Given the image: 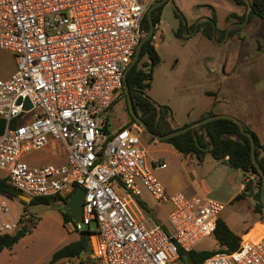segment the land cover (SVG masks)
Wrapping results in <instances>:
<instances>
[{"label": "built area", "instance_id": "1", "mask_svg": "<svg viewBox=\"0 0 264 264\" xmlns=\"http://www.w3.org/2000/svg\"><path fill=\"white\" fill-rule=\"evenodd\" d=\"M147 9L146 0H0V48L16 60L14 72L0 78V170L7 184L30 199L70 197L82 186V219L75 229L97 225L91 250L63 258V264L86 258L179 264L178 247L196 248L213 235L224 208L210 197L168 192L148 164L142 127L133 123L109 132L102 118L112 92L124 88V71L145 35ZM25 98L29 109L23 108ZM56 143L63 162L25 159ZM143 190L159 204H171L169 226L147 213L141 200L131 209ZM26 218L15 198L0 191V236L21 229ZM263 226L250 227L234 250L217 251L199 264H264Z\"/></svg>", "mask_w": 264, "mask_h": 264}, {"label": "rangeland", "instance_id": "2", "mask_svg": "<svg viewBox=\"0 0 264 264\" xmlns=\"http://www.w3.org/2000/svg\"><path fill=\"white\" fill-rule=\"evenodd\" d=\"M146 1L149 7L158 0ZM210 6L216 12L217 28L226 31L221 42L210 40L200 32L188 39L174 35L179 23L175 17L176 7L191 22H201L206 18L203 16L211 15ZM247 12V6L237 5L233 0H167L164 4L161 20L155 26L152 37L160 62L154 67L151 86L146 92L157 105L170 107L172 115L168 121L175 128L201 119L209 112L236 117L239 105L237 95L244 88L246 96L254 100V104L249 107L250 119L244 118V122L264 143V125L255 118L257 90H264V19L256 16L250 22L239 23L238 15ZM235 28L236 33L228 36L227 32ZM136 62L138 68L147 69L146 55L141 57L140 54ZM15 67L13 53L0 48V78H8ZM208 70L215 74V79L213 73L209 76ZM225 75H232L233 78L226 79ZM119 93V90L112 92L111 98L115 101H111L110 108L102 114V118L108 122L109 132L131 122L126 100ZM140 140L146 149L148 164L168 192L206 196L220 201L224 204L220 217L240 236L254 223L257 227L263 226L258 223H264V216L255 210V194L259 185L257 175L244 174L240 169L216 160L209 153L203 160H198L194 155H183L170 143L150 138L144 130ZM25 159L38 165L61 163L64 161V152L56 143L53 147L31 153ZM155 163H165L166 166L161 168ZM5 174L6 171L0 170V178ZM116 191L125 202L129 199L123 189ZM140 200L145 201L153 218L169 226L167 214L172 208L169 202L159 204L150 193L143 190L140 197L130 201L132 210L136 211ZM15 201L27 215L28 222L22 225L26 233L11 248H4L0 252V264H63V258L51 263L53 252L80 235V231L75 229L76 220H63L62 213L67 210L65 202L56 198L49 204L24 206L17 198ZM96 226L92 221L90 230L94 232ZM82 227V230L89 228L85 224ZM258 230L261 233L263 229ZM92 233L93 244L95 237ZM217 247L219 245L213 235L202 238L196 244L199 250ZM82 264L102 263L86 258Z\"/></svg>", "mask_w": 264, "mask_h": 264}, {"label": "trees", "instance_id": "3", "mask_svg": "<svg viewBox=\"0 0 264 264\" xmlns=\"http://www.w3.org/2000/svg\"><path fill=\"white\" fill-rule=\"evenodd\" d=\"M237 5L247 6L248 12L238 15V22L243 24L250 22L254 17H260L264 19V0H233ZM167 2V1H166ZM157 6L152 11V19L156 26L162 15L163 6L166 3ZM211 15L206 17L201 22L189 23L183 12L176 7L175 17L178 18L179 23L174 30V35L181 39H188L192 34L200 32L203 36L210 40H218L221 42L226 36L225 30H219L217 28V17L215 9L210 6ZM142 27L144 28L145 35L149 30V21L147 12L144 15L142 21ZM237 31V28L227 32L228 36H232ZM152 37L146 40L142 46L141 57L146 55L148 57L147 69L145 67L138 68L137 62H135L127 73V86L129 89L130 97L136 113L146 123L148 128L156 134H166L175 129L170 125L168 119L172 115V111L167 105H157L155 101L147 94V90L151 86L154 67L160 62V55L157 49L152 43ZM122 95L126 100V92L123 88L119 95ZM115 100H113L114 102ZM112 102V103H113ZM127 104V101H126ZM111 106V104H110ZM109 106V108H110ZM128 109V106H127ZM131 122L128 125L121 127H127L133 123H137L129 112ZM209 112L206 116L212 115ZM205 116V117H206ZM203 118V117H202ZM3 123H0V128ZM138 124V123H137ZM187 125V124H185ZM183 125V126H185ZM244 125L246 131L250 132L255 141V155L261 168L264 170V143L261 142L258 134L250 129L247 125ZM180 128V127H179ZM155 139L153 137H150ZM170 143L178 152L183 155H194L198 160H203L206 153H210L216 160L226 163L231 168L240 169L244 174L252 173L259 177L258 191L255 194L257 203L255 205L256 212L264 216V207L260 199L261 192V177L257 172L255 166L251 160V149L249 137L242 133L239 126L234 121L227 118H218L201 125L195 126L184 133L172 136L170 138L161 139ZM249 186V185H247ZM0 191L8 193L13 198H17L24 206L38 203L49 204L56 198L61 199L67 205V201L70 197H35L31 198L27 203L18 198L20 192L6 183L4 177L0 178ZM140 205L147 210L145 203L140 202ZM25 211V210H24ZM64 222L74 221L68 207L66 212L62 213ZM29 220V219H27ZM31 221V220H30ZM28 222V221H27ZM91 231L81 230L77 239L65 244L61 248L55 250L52 254L51 263L66 257H71L81 252H88L91 250ZM26 233L25 228L21 227L13 234H6L0 236V252L4 248H11L15 243L19 241ZM213 237L216 240L219 247L213 249H196L185 250L182 247H178L179 264H199L203 259L217 251H231L237 248L241 236L236 234L221 217L217 220V225L213 233Z\"/></svg>", "mask_w": 264, "mask_h": 264}, {"label": "water", "instance_id": "4", "mask_svg": "<svg viewBox=\"0 0 264 264\" xmlns=\"http://www.w3.org/2000/svg\"><path fill=\"white\" fill-rule=\"evenodd\" d=\"M167 0H158L155 3L151 4L148 9H147V17H148V21H149V30L147 32V34L140 40L135 55L133 57V60L131 61V63L127 66V68L124 71V75H123V80H124V89L126 92V101H127V106L129 109L130 114L132 115L133 119L142 127V129L146 132L147 135H149L150 137H153L155 139L161 140V139H166V138H170L172 136L181 134L186 132L187 130L201 125L203 123H206L208 121L214 120V119H218V118H227L230 119L232 121H234L235 123H237V125L239 126V129L242 133L246 134L249 139H250V149H251V160L253 165L255 166L257 172L259 173L260 177H261V192H260V199L261 202L263 204L264 207V170L261 168L260 164L257 161L256 155H255V141L254 138L252 136V134L248 131H246V129L244 128V125L242 123L241 120H239L238 118H236L233 115L230 114H212V115H208L206 117H203L201 119H198L194 122H191L185 126H182L178 129H175L169 133L166 134H156L154 132H152L148 126L146 125V123L142 120V118L136 113V111L134 110V106L130 97V93H129V89L127 86V73L129 71V69L131 68V66L138 60L141 50H142V46L144 44V42L146 40H148L149 38L153 37V33H154V22L152 19V11L157 7L162 5L164 2H166ZM21 102V99L18 100V103ZM23 108L24 109H29L31 108V102L28 98H25L23 101ZM84 195H85V190L82 186H77L75 188V190L73 191L72 195L70 196V198L67 201V207L68 210L72 216V218L76 221H80L82 219V205H83V201H84ZM19 199L29 203L30 202V198L26 195L20 194L18 196Z\"/></svg>", "mask_w": 264, "mask_h": 264}, {"label": "crops", "instance_id": "5", "mask_svg": "<svg viewBox=\"0 0 264 264\" xmlns=\"http://www.w3.org/2000/svg\"><path fill=\"white\" fill-rule=\"evenodd\" d=\"M204 18L205 17H209V15L208 16H203ZM188 20V19H187ZM188 22L189 23H191V20H188ZM203 36V35H202ZM190 38V37H189ZM208 72H209V76L213 73V72H211L210 70H208ZM236 75V74H235ZM225 78L226 79H231V78H233L232 77V75H228V76H226L225 75ZM213 79H215V74L213 73ZM250 79V78H249ZM242 91H241V93H239L238 95H237V99L239 98V105H238V107L236 108V117L238 118V119H240L245 125H247V123L246 122H244V118H247L248 117V119H250L249 118V115H248V113H250V109H249V107L252 105V104H254L253 103V101L254 100H250L249 98H248V96H246V90L244 89V88H242L241 89ZM244 91H245V93H244ZM257 97H256V99H255V105L257 106V111H256V113H255V118L257 119V120H261V124L262 125H264V90L261 88V89H258L257 90ZM227 113V112H226ZM258 115V116H257ZM172 127H174L172 124H170ZM264 127V126H263ZM175 128V127H174ZM263 142V141H262ZM207 154V153H206ZM205 154V155H206ZM210 154V153H209ZM187 156H189V157H191V156H193V155H187ZM143 203H145V201H143V200H141ZM145 205H146V207H147V204L145 203ZM145 209V208H144ZM145 211L147 212V213H149V209H148V207H147V210L145 209ZM226 222V221H225ZM227 223V222H226ZM262 223V222H261ZM260 222L258 223V224H261ZM257 227V224H255L254 223V225H252L251 227ZM261 229H263V228H261ZM261 229H259V230H261ZM242 235V234H241Z\"/></svg>", "mask_w": 264, "mask_h": 264}]
</instances>
